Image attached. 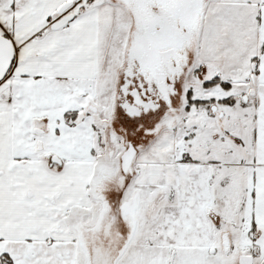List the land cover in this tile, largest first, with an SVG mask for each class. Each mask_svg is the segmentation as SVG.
<instances>
[{"label": "snow or ice", "instance_id": "6c2138e0", "mask_svg": "<svg viewBox=\"0 0 264 264\" xmlns=\"http://www.w3.org/2000/svg\"><path fill=\"white\" fill-rule=\"evenodd\" d=\"M0 264H264V0H0Z\"/></svg>", "mask_w": 264, "mask_h": 264}]
</instances>
